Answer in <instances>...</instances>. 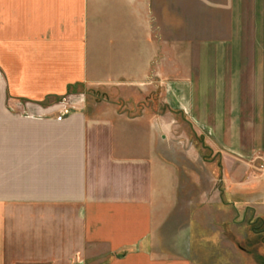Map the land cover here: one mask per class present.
Masks as SVG:
<instances>
[{
	"label": "crops",
	"instance_id": "obj_1",
	"mask_svg": "<svg viewBox=\"0 0 264 264\" xmlns=\"http://www.w3.org/2000/svg\"><path fill=\"white\" fill-rule=\"evenodd\" d=\"M158 7L157 0H0V264L26 262L28 236L33 260L50 264H192L187 250L172 251L167 239L158 244L160 234L170 236L162 233L168 216L155 212L156 187L139 183L140 161L147 160L117 148L113 120L12 111L20 100L76 81L126 76L138 83L157 47ZM191 58L195 86L191 78L182 82L184 110L198 120L197 111L206 113L198 124L241 166L263 156L264 53ZM197 61L210 64L198 69ZM168 79L162 75L163 86ZM165 92L169 111V87Z\"/></svg>",
	"mask_w": 264,
	"mask_h": 264
},
{
	"label": "rangeland",
	"instance_id": "obj_2",
	"mask_svg": "<svg viewBox=\"0 0 264 264\" xmlns=\"http://www.w3.org/2000/svg\"><path fill=\"white\" fill-rule=\"evenodd\" d=\"M157 1L160 12L154 15L152 33L157 47L143 77L140 67L138 83L126 76L102 83L76 81L61 92L44 90L20 100L12 111L21 107L27 117L57 119L85 112L113 120L117 148L147 160L140 161L139 183L156 187L155 212L168 216L162 233L167 230L170 236L160 234L158 244L168 240L172 251L187 250L192 264H264V188L257 184H264L262 155L246 158L244 166L226 156L210 128L198 124L206 113L197 111L198 120L192 109L184 110L181 86L188 78L195 86L189 73L192 55L264 53V0H200L197 5L188 0L192 6L186 7L181 0H169V8L167 0ZM196 64L199 69L210 63ZM162 75L169 78L165 86ZM168 87L166 111L163 92ZM107 144L105 149H111L113 142ZM227 164L233 165L232 173H226ZM33 240L27 237L26 249L32 252L21 255L27 260L21 264H50L45 258L33 260Z\"/></svg>",
	"mask_w": 264,
	"mask_h": 264
},
{
	"label": "built area",
	"instance_id": "obj_3",
	"mask_svg": "<svg viewBox=\"0 0 264 264\" xmlns=\"http://www.w3.org/2000/svg\"><path fill=\"white\" fill-rule=\"evenodd\" d=\"M261 171L263 172L264 174V155L261 156ZM264 177V176H263Z\"/></svg>",
	"mask_w": 264,
	"mask_h": 264
}]
</instances>
